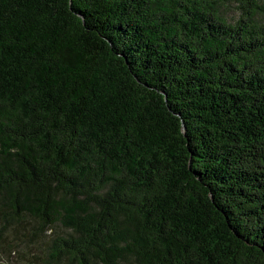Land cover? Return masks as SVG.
I'll list each match as a JSON object with an SVG mask.
<instances>
[{
    "label": "trees",
    "instance_id": "obj_1",
    "mask_svg": "<svg viewBox=\"0 0 264 264\" xmlns=\"http://www.w3.org/2000/svg\"><path fill=\"white\" fill-rule=\"evenodd\" d=\"M0 250L264 264V0H0Z\"/></svg>",
    "mask_w": 264,
    "mask_h": 264
},
{
    "label": "rangeland",
    "instance_id": "obj_2",
    "mask_svg": "<svg viewBox=\"0 0 264 264\" xmlns=\"http://www.w3.org/2000/svg\"><path fill=\"white\" fill-rule=\"evenodd\" d=\"M226 16L229 19L234 17L231 12H228ZM0 264H19V262L16 260L15 254H5L2 250H0Z\"/></svg>",
    "mask_w": 264,
    "mask_h": 264
}]
</instances>
